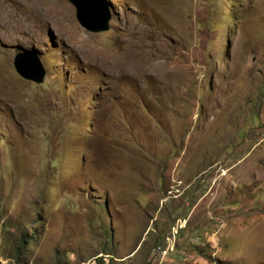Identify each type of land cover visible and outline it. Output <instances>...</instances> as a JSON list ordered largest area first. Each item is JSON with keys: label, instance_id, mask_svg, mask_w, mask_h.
I'll return each instance as SVG.
<instances>
[{"label": "rangeland", "instance_id": "374dc122", "mask_svg": "<svg viewBox=\"0 0 264 264\" xmlns=\"http://www.w3.org/2000/svg\"><path fill=\"white\" fill-rule=\"evenodd\" d=\"M103 1L0 0V264H264V0Z\"/></svg>", "mask_w": 264, "mask_h": 264}, {"label": "water", "instance_id": "95a60500", "mask_svg": "<svg viewBox=\"0 0 264 264\" xmlns=\"http://www.w3.org/2000/svg\"><path fill=\"white\" fill-rule=\"evenodd\" d=\"M76 8L78 22L91 32L106 31L110 28L112 12L103 0H69ZM33 51L23 48L13 58L16 71L24 78L41 83L46 75L44 68L35 69Z\"/></svg>", "mask_w": 264, "mask_h": 264}, {"label": "bare ground", "instance_id": "6f19581e", "mask_svg": "<svg viewBox=\"0 0 264 264\" xmlns=\"http://www.w3.org/2000/svg\"><path fill=\"white\" fill-rule=\"evenodd\" d=\"M11 1H13V0H11ZM25 1V0H24ZM10 4V3H9ZM5 7V6H4ZM5 12V11H4ZM12 12H13V14L14 15H18V13H19V10L17 9V8H13L12 9ZM19 18V17H18ZM41 18V17H40ZM19 20H20V18H19ZM22 22V21H21ZM39 23V22H38ZM22 24V23H21ZM40 24V23H39ZM39 24H38V26H39ZM36 25V24H35Z\"/></svg>", "mask_w": 264, "mask_h": 264}]
</instances>
